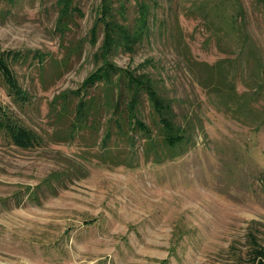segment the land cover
I'll return each instance as SVG.
<instances>
[{
	"label": "rangeland",
	"instance_id": "1",
	"mask_svg": "<svg viewBox=\"0 0 264 264\" xmlns=\"http://www.w3.org/2000/svg\"><path fill=\"white\" fill-rule=\"evenodd\" d=\"M136 1L110 4H123L122 21L132 25ZM201 1L153 0L150 12L172 24L178 11L183 47L197 61H233L234 97L205 94L182 62V47L156 23L147 39L131 51L117 48L110 61L153 79L175 122L187 123V142L170 159L141 94L140 117L158 146L145 156L140 130L128 131L131 145L113 126L108 147L131 164L106 167L92 156L103 146L107 110L73 142L60 139L75 104L68 92L100 64L93 54L102 28L95 36L90 29L101 0H72L64 36L57 0H0V51L27 57L9 63L28 93V102L13 101L0 78V105L41 138L23 149L0 131V264H264V0H240L243 49L233 32L217 44L201 22L181 15ZM94 87L89 95L100 92Z\"/></svg>",
	"mask_w": 264,
	"mask_h": 264
},
{
	"label": "trees",
	"instance_id": "2",
	"mask_svg": "<svg viewBox=\"0 0 264 264\" xmlns=\"http://www.w3.org/2000/svg\"><path fill=\"white\" fill-rule=\"evenodd\" d=\"M5 1L11 2L13 0ZM110 1L101 0L96 21L90 29V35L93 33L95 36L98 30L97 26L102 28L103 36L100 46L93 54V58L96 61L100 60V64L85 77L77 89L68 92V94L75 97V104L72 106L70 123L60 139L61 141L71 140L73 142V138L77 133L79 134L81 130L89 131L97 124L95 123V113L97 115L98 112L105 109L109 114V123L104 132V137L101 139L100 144L103 145L101 151L92 156V159L97 160L98 165L101 166L115 167L124 164L123 166L130 167L127 164H131V161H128L125 156L124 158L121 156L120 153L122 151L119 149L110 151L108 139L113 132L112 128L114 126L116 131L120 135L125 136V139L131 145L133 144V136L129 135L128 131L130 129L140 130L144 136V143H146L143 148L145 156L158 146L149 126L140 117L138 105L141 100V94H144L161 128L159 135L162 134V142L170 148V159L175 158L177 157L176 151L179 150V145L187 142V123L175 122L171 102L163 98L158 92L154 86L153 79L149 75L136 73L135 69L117 67L110 61L111 53L120 47L131 51L134 44L141 43L143 39L149 37L151 29L156 23L160 28L168 27L167 35L175 40L178 46L182 47L181 51L184 52V57L181 55L182 62L196 77L204 93L222 91V95H225L227 102H231L229 101L231 99L230 96L234 97L233 61L220 59L210 65L194 59L190 55L188 48L183 47L185 39L176 23L179 14L177 10L173 11V15H171L173 21L170 24L169 17L158 21L154 14H151L150 4H154L153 0H137L134 22L132 25H128L122 21L123 4H119L114 9ZM212 1L204 0L189 3L181 15L201 22L217 44L224 41L223 39L226 35L228 36L229 32H233L239 37L240 48H246L249 41L246 37V31H244L243 10L240 0ZM56 3L60 12L57 28L60 30L61 36H64L65 32L69 30L66 20L69 18L70 13L76 9L72 8V0H57ZM150 14L151 20H149ZM34 55L38 57L39 61L42 60L41 53L35 52ZM17 59H22L25 62L27 57H21L20 53L14 51H0V78L5 85L7 95L13 101L23 104V102H28V93L19 84L9 63L10 60ZM97 83H99L100 92L89 95V90L95 89L96 87L94 86ZM68 94L62 96L66 97ZM120 105L123 108L121 110H119ZM110 122H113L114 125ZM0 131L14 145L23 149L32 148L38 145L41 140L36 132L23 126L12 116V113L1 105ZM161 161L157 158L152 162L159 164ZM144 162L147 163L148 161ZM57 176H59L58 172L51 173L50 178L46 179L45 183L51 184V178H57Z\"/></svg>",
	"mask_w": 264,
	"mask_h": 264
}]
</instances>
